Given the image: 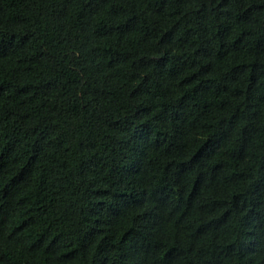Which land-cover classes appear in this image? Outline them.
<instances>
[{
	"label": "trees",
	"instance_id": "16d2710c",
	"mask_svg": "<svg viewBox=\"0 0 264 264\" xmlns=\"http://www.w3.org/2000/svg\"><path fill=\"white\" fill-rule=\"evenodd\" d=\"M0 264H264V0H0Z\"/></svg>",
	"mask_w": 264,
	"mask_h": 264
}]
</instances>
